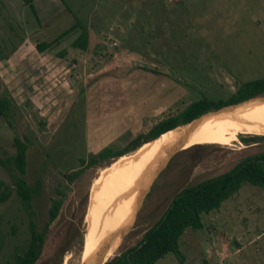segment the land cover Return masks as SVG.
I'll return each instance as SVG.
<instances>
[{
  "label": "rangeland",
  "instance_id": "rangeland-1",
  "mask_svg": "<svg viewBox=\"0 0 264 264\" xmlns=\"http://www.w3.org/2000/svg\"><path fill=\"white\" fill-rule=\"evenodd\" d=\"M61 1L67 11L39 36L29 5L26 13L0 6V98L8 99L11 109L9 118L0 115V193H11L0 205V264L27 248L32 220L47 232L37 264L85 262L86 246L78 240L87 235L93 192L119 159L83 166L82 160L88 163L108 144L95 136L126 128L109 144L123 150L193 103L230 100L244 83L264 78V0ZM78 21L92 36L88 50L74 47L79 29L36 61L40 43L55 41ZM259 103L264 98L248 105ZM248 105L224 112L248 111ZM17 140L28 147L32 216L4 165L17 156ZM154 142L157 148L159 140ZM180 151L126 231L115 234V257L140 244L182 190L264 153V135H240L231 146ZM102 198L108 199L107 191ZM55 200L63 205L51 222ZM203 222V230L189 229L181 239L183 262L169 254L157 264H264L263 188L245 184L220 210L205 214Z\"/></svg>",
  "mask_w": 264,
  "mask_h": 264
},
{
  "label": "trees",
  "instance_id": "trees-1",
  "mask_svg": "<svg viewBox=\"0 0 264 264\" xmlns=\"http://www.w3.org/2000/svg\"><path fill=\"white\" fill-rule=\"evenodd\" d=\"M26 2L31 7L35 16H37L38 14L33 2L31 0H27ZM79 29L82 30V33L74 43V47L76 49L88 50L90 41L88 28L78 21L71 29L63 33L55 41L40 43L37 46L38 51L45 53L51 50L72 32ZM262 95H264V78L244 83L230 100L213 102L205 98L193 103L178 116L164 120L149 135L137 138L127 148L120 151L106 148L88 163L82 160L83 166L94 167L101 162L121 158L138 151L141 147L153 142L159 136L162 137L172 130L189 124L201 116ZM253 101L230 108L227 111L246 106ZM10 111V101L5 98H0V115L9 118ZM184 130H187V127L184 126L169 136ZM17 148V156L10 158L4 165L15 176L17 193L21 197L28 213L32 216L33 190L29 187L26 179L28 147L23 142L17 140ZM245 184H251L264 189V153L245 159L224 175L182 190L174 198L163 217L146 233L140 244L114 257L107 264H157L169 254H174L183 262L181 239L186 231L189 229L194 231L203 230V216L220 210L223 204L237 194ZM1 185L3 186V184ZM10 198V191L0 193V205L6 203ZM62 205V200L54 201L50 213L51 222H54L58 218ZM30 230L31 240L27 248L19 250L8 264H37L40 260L43 254L47 232H41L33 220Z\"/></svg>",
  "mask_w": 264,
  "mask_h": 264
},
{
  "label": "bare ground",
  "instance_id": "bare-ground-1",
  "mask_svg": "<svg viewBox=\"0 0 264 264\" xmlns=\"http://www.w3.org/2000/svg\"><path fill=\"white\" fill-rule=\"evenodd\" d=\"M227 110L208 115L194 125L185 126L187 130L169 136L184 126L172 130L154 140H159L157 148L153 141L148 144V150L123 156L112 168L104 172L102 179L100 177L101 181L95 186L91 209L87 216L84 263L89 261L93 263L92 260L113 235L122 228V231H126L133 214L140 208V202L150 181L161 168V163L168 159L174 149L187 150L196 145L231 146L238 141L240 135H264V103L251 105L248 111L238 109L234 112H224ZM216 116L220 117L198 125L201 121ZM104 191L108 192L106 200L102 198ZM116 242L110 243L108 259L114 255Z\"/></svg>",
  "mask_w": 264,
  "mask_h": 264
},
{
  "label": "crops",
  "instance_id": "crops-1",
  "mask_svg": "<svg viewBox=\"0 0 264 264\" xmlns=\"http://www.w3.org/2000/svg\"><path fill=\"white\" fill-rule=\"evenodd\" d=\"M27 0H1L0 2V6H2V8H4V11H6L7 9H11L14 8L15 10L17 9L19 13H26V6L28 5ZM30 1V0H29ZM33 2L34 7L36 8L37 11V23L38 25H33L32 27H34L35 31H41L38 34V36L42 33V30L44 29V27L46 26L47 23H53L55 21V19L58 17L59 14H63L64 12L67 11V4L62 2L61 0H31ZM66 4V6H65ZM30 24V23H29ZM23 28L26 30L27 27V23L25 25H23ZM41 29V30H40ZM90 35V41H92V36ZM33 39V38H32ZM31 40V37L29 39V41ZM29 41L26 40L25 44L28 43ZM24 44V45H25ZM76 49V48H75ZM89 49V48H88ZM76 51H80V52H84V50H80V49H76ZM46 53V52H45ZM45 53L39 54V56H35L36 61L37 60H42L45 56ZM47 55V54H46ZM44 56V57H43ZM68 55L65 54L63 57V61H65V59H67ZM38 57V58H37ZM75 61H73L74 63ZM69 69L66 70V74L69 73ZM66 79L67 75H66ZM66 80V81H67ZM126 128L122 129V132L118 133V132H108L107 135H98L94 137V140L97 141H108V144L106 147H104V149L106 148H110L109 144L113 141H115L116 139L120 138L123 133L125 132ZM114 136V137H112Z\"/></svg>",
  "mask_w": 264,
  "mask_h": 264
},
{
  "label": "water",
  "instance_id": "water-1",
  "mask_svg": "<svg viewBox=\"0 0 264 264\" xmlns=\"http://www.w3.org/2000/svg\"><path fill=\"white\" fill-rule=\"evenodd\" d=\"M259 98H264V95L259 96V97H256V98L251 99V100H248V101H245V102H242V103H239V104H235V105H231V106L224 107V108H222V109H220V110H217V111L210 112V113H208V114H206V115H204V116H201V117H199L198 119H196V120L190 122L189 124H186V125H183V126H191V125H194L196 122H198L199 120H201L202 118H204V117H206V116H208V115L218 114V113L222 112L223 110H226V109H229V108H233V107H237V106H240V105L246 104V103H248V102H250V101H253V100L259 99ZM159 137H160V136H159ZM159 137H158V138H159ZM158 138H156V139H158ZM156 139H155V140H156ZM153 141H154V140H153ZM179 152H181V151H180V150H176V149H174L173 152L170 153L168 159H166V160L162 163L161 168L158 170V172H157L156 175L154 176V179L152 180V182H151V184L149 185V187H148V189H147V191H146L144 197L142 198V200H141V202H140V205H139L140 208H141L142 202H144L145 198L147 197L148 193L150 192V190H151L153 184L155 183L156 179L159 177V175L162 173V171L168 166L169 162L173 159V157H174L175 155H177ZM140 208H139V210H140ZM139 210H138V212H139ZM138 212H137V214H138ZM136 217H137V215H136ZM132 227H133V224H132V226L130 227V230L132 229ZM130 230H129V231H130ZM128 233H129V232H128ZM128 233H127V234H128ZM115 237H116V235H113V236L111 237V239H109V240L105 243L104 247L100 250V252H99V253L95 256V258L92 260L93 263H91L90 261L87 262V263H84V261H82V264H90V263H91V264H107L109 261H111V260L115 257V255H114L113 257L109 258V259H108V255H109V252H110V243H112V242L114 241ZM78 241H84V237H81Z\"/></svg>",
  "mask_w": 264,
  "mask_h": 264
}]
</instances>
